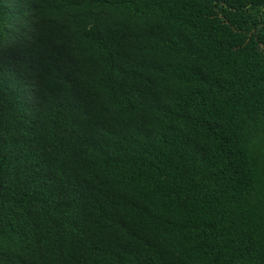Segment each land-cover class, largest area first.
I'll list each match as a JSON object with an SVG mask.
<instances>
[{
	"label": "trees",
	"instance_id": "1",
	"mask_svg": "<svg viewBox=\"0 0 264 264\" xmlns=\"http://www.w3.org/2000/svg\"><path fill=\"white\" fill-rule=\"evenodd\" d=\"M0 264H264V0H0Z\"/></svg>",
	"mask_w": 264,
	"mask_h": 264
}]
</instances>
